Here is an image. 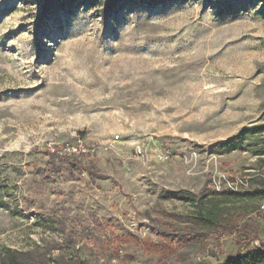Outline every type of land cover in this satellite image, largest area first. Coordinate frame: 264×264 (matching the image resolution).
Listing matches in <instances>:
<instances>
[{"label":"rangeland","instance_id":"obj_1","mask_svg":"<svg viewBox=\"0 0 264 264\" xmlns=\"http://www.w3.org/2000/svg\"><path fill=\"white\" fill-rule=\"evenodd\" d=\"M107 1L0 0V264H217L264 204L221 144L264 124V0ZM80 143L94 175L47 165Z\"/></svg>","mask_w":264,"mask_h":264},{"label":"trees","instance_id":"obj_2","mask_svg":"<svg viewBox=\"0 0 264 264\" xmlns=\"http://www.w3.org/2000/svg\"><path fill=\"white\" fill-rule=\"evenodd\" d=\"M70 4L77 3L79 1L88 2L89 0H67ZM104 3L106 0H95V2ZM131 1V0H108L107 7L111 9V11L115 10L116 7L120 6L122 3ZM137 1V0H132ZM94 2V1H93ZM150 2V3H149ZM153 3L152 0H147L143 2L144 6H149V4ZM264 131V124L255 125L250 130H244L239 135L234 136L231 139L222 141L221 144L226 146L228 149H234L235 142L237 139L246 138L249 134H254L257 136L255 141L252 142L253 155L258 156L261 165L264 167V139L260 137L261 133ZM74 153L72 155L69 154H60L56 150H51L46 153L48 156L47 165L54 168L55 172H60L62 168H64L67 172L75 173L76 171H86L88 174H92V165L89 161H87V154ZM60 154V155H59ZM57 159V161H56ZM262 191H254L247 193H236L233 191L228 192L231 196H249L256 197L262 194ZM195 194L190 191H178L174 192L170 195V198H176L180 200L189 201L191 203H196ZM198 202V201H197ZM215 211L208 209L206 215L200 216L199 219L206 221L209 225L213 224L215 221ZM237 232L238 236L245 234L247 239L243 243L244 246L242 250L237 251L236 253L226 254L225 258L217 263V264H264V207L258 212L254 213L248 221L244 224V226L234 225L233 232ZM232 233V232H231ZM258 239L260 241V245L254 246L251 244L252 240ZM127 241V239H124Z\"/></svg>","mask_w":264,"mask_h":264},{"label":"built area","instance_id":"obj_3","mask_svg":"<svg viewBox=\"0 0 264 264\" xmlns=\"http://www.w3.org/2000/svg\"><path fill=\"white\" fill-rule=\"evenodd\" d=\"M119 137L116 136L112 139H110L109 141H107L105 144H104V150H108V149H112L115 145H116V142H117V139ZM84 151V148H83V144H78L77 146H74V145H71V146H67L66 150L63 149L62 151H60L61 153H65V154H69V155H72L74 153H78L80 151ZM173 156H175V154L173 153V151L171 149H166V148H162V149H158L157 152H156V158L160 161H167V160H170ZM264 207V204L262 205V208Z\"/></svg>","mask_w":264,"mask_h":264}]
</instances>
